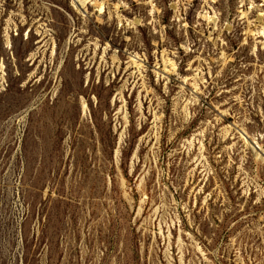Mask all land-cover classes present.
Wrapping results in <instances>:
<instances>
[{
	"label": "rangeland",
	"instance_id": "1",
	"mask_svg": "<svg viewBox=\"0 0 264 264\" xmlns=\"http://www.w3.org/2000/svg\"><path fill=\"white\" fill-rule=\"evenodd\" d=\"M0 264H264V0H0Z\"/></svg>",
	"mask_w": 264,
	"mask_h": 264
},
{
	"label": "bare ground",
	"instance_id": "2",
	"mask_svg": "<svg viewBox=\"0 0 264 264\" xmlns=\"http://www.w3.org/2000/svg\"><path fill=\"white\" fill-rule=\"evenodd\" d=\"M96 7L99 9V11H103L104 10V6L103 5H98ZM170 69L173 70V67H171Z\"/></svg>",
	"mask_w": 264,
	"mask_h": 264
}]
</instances>
